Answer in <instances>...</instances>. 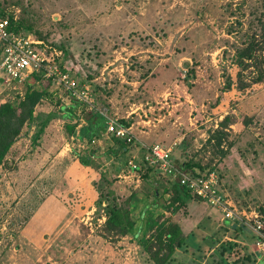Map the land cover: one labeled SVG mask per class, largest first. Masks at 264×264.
<instances>
[{
    "label": "rangeland",
    "instance_id": "374dc122",
    "mask_svg": "<svg viewBox=\"0 0 264 264\" xmlns=\"http://www.w3.org/2000/svg\"><path fill=\"white\" fill-rule=\"evenodd\" d=\"M0 12L59 54L62 71L90 88L92 107L42 78L47 95L0 167V264H154L133 236L105 230L97 203L110 192L139 217L153 202L150 185L162 193L170 178L154 168L144 177L142 157L155 144L171 149L175 165L213 169L232 208L264 212V0H0ZM250 44L252 59L240 61ZM24 93L0 70V105ZM91 112L105 127L89 143L81 130ZM109 119L131 128L126 153L108 135ZM217 128L226 129L223 158L208 141ZM190 196L174 213L168 195L157 200L156 214L186 237L171 264L264 258L245 225L222 222Z\"/></svg>",
    "mask_w": 264,
    "mask_h": 264
},
{
    "label": "trees",
    "instance_id": "16d2710c",
    "mask_svg": "<svg viewBox=\"0 0 264 264\" xmlns=\"http://www.w3.org/2000/svg\"><path fill=\"white\" fill-rule=\"evenodd\" d=\"M0 18H7L10 24V29L19 33L21 25L19 23L15 24L11 16L5 17L3 13L0 12ZM252 50V45L250 44L247 50L239 53L238 59L240 61L245 58L249 60L252 59ZM42 73L43 72L40 74H32L26 79L24 82L25 93L16 102H5L0 105V167L5 164L10 149L21 135L24 127L33 122L36 106L40 104L47 95V86L43 83L44 80L42 79ZM259 79L260 78L257 76L256 80ZM48 82L51 81L48 80ZM61 110L65 111V108H62ZM65 112V117L70 118L71 113L67 112V110ZM84 121L88 126L81 130V133L83 134L82 137L88 139V142L90 143L93 139L100 137L101 129L105 127V119L98 113L91 112L84 115ZM121 124L125 125L124 122H121ZM75 127L76 124H68L66 125V130L71 134ZM225 131V128L215 129L209 136L208 140L213 141L214 146L218 149V155L221 158L225 157L227 153V150H222V143L226 138ZM37 137L38 135H36V138ZM113 141L118 146L120 153H126L128 151V145H131L132 143V141L130 143H125L124 140L115 137H113ZM230 147L231 144L228 145V148ZM144 149L145 148H142L143 152L145 151ZM144 156L145 155H143V157ZM143 157L142 162L146 165L144 177L146 180H149L151 174L156 168L146 163ZM170 157L172 159V151ZM78 161L81 166L88 165L87 158L81 156L78 158ZM176 166L193 177L205 176L213 171V169H210L208 173H205L204 167L199 163H194L192 160L180 164L176 162ZM141 170L140 166L137 165L135 171L140 172ZM159 173L165 176L161 172ZM166 179L167 183H160L162 193L159 192L154 184L150 185L153 202L144 206L142 213L136 220L132 219L128 208H124L117 203L116 199L110 192H107L108 194L103 197L101 196L97 203L105 216L103 224L105 230L120 236H133V238L137 239V245L148 254L149 260L154 264H171L176 257L177 251L187 245L186 237L183 236L181 227L176 223H169L168 220L163 218V215L156 214L159 204L157 200H159L162 195L169 196L167 209L172 208L171 213H174L179 207L186 206L187 202L191 199L190 192L186 188L180 186L176 181L171 180L170 178ZM102 204H104V207H102ZM148 232L150 234H148ZM219 239L220 237L216 242L219 241ZM246 239H248V243L254 242V236ZM256 264H264V258H260Z\"/></svg>",
    "mask_w": 264,
    "mask_h": 264
},
{
    "label": "built area",
    "instance_id": "2783aa9c",
    "mask_svg": "<svg viewBox=\"0 0 264 264\" xmlns=\"http://www.w3.org/2000/svg\"><path fill=\"white\" fill-rule=\"evenodd\" d=\"M0 49V70L6 83L10 86L16 83L22 84L32 74L43 72L42 77L62 85L71 100L92 108L90 88L80 85L62 71L56 62V57L59 54L55 50L51 51L50 47L45 46L42 41L11 30L7 18H0ZM106 131L108 135L122 139L125 143L132 141L131 128L122 125L116 119L108 120ZM147 151L143 157L146 163L162 171L165 176L186 188L195 198L216 210L221 215L222 222L245 225L254 236L255 250L264 254V212H240L232 208L217 187L219 179L215 172H209L201 177L188 175L172 162L170 148L155 144L151 145ZM129 165L130 171L136 172L137 165H134L133 162H130ZM247 214H250L248 216L251 217L250 220L245 218Z\"/></svg>",
    "mask_w": 264,
    "mask_h": 264
}]
</instances>
